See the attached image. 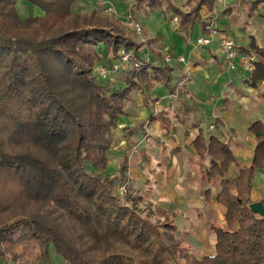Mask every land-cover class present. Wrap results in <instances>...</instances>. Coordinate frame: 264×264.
I'll list each match as a JSON object with an SVG mask.
<instances>
[{"label": "trees", "instance_id": "16d2710c", "mask_svg": "<svg viewBox=\"0 0 264 264\" xmlns=\"http://www.w3.org/2000/svg\"><path fill=\"white\" fill-rule=\"evenodd\" d=\"M18 1L0 0V259L51 264L52 246L68 264H264V213L250 209L255 172L264 168V123L248 128L256 142L248 166L239 167L217 137L206 143L199 132L193 140L198 156L210 160L204 177L217 182L216 201L226 209V228H214V252L199 257L176 239L173 215L142 207L141 198L119 197L117 181L86 169V163L105 169L117 118L133 92L145 101L170 82L168 64L157 66L139 52L145 45L160 56L159 39L137 43L119 19L97 9L74 12L79 0H23L43 12L26 19L18 16ZM131 1L136 8L162 6ZM215 6L216 0H186L165 11L185 32L194 25L205 31L203 11ZM259 8L264 17V0L250 2L249 17ZM249 47L257 56L249 78L254 87L264 81V47L252 38ZM119 48L140 65L113 90L93 69L104 50ZM232 164L237 173L229 177Z\"/></svg>", "mask_w": 264, "mask_h": 264}, {"label": "crops", "instance_id": "0c3cea01", "mask_svg": "<svg viewBox=\"0 0 264 264\" xmlns=\"http://www.w3.org/2000/svg\"><path fill=\"white\" fill-rule=\"evenodd\" d=\"M20 5L27 12L23 17L19 14ZM76 5L111 6L120 18L130 16L140 23L145 20L144 35L149 39L157 37L161 47L160 56L146 48L142 57L157 66L167 65L165 56L172 57L168 63L172 68L168 85H157L145 101L140 92L134 91L125 102L124 113L117 118L114 141L106 150L105 169L99 170L90 163H86V169L127 184L125 198H141L142 205L148 201L173 215L176 239L199 257L211 255L216 240L214 228L217 224V228H226V209L216 201L217 182H208L204 177L210 160L198 156L193 140L199 132L206 143L209 137H217L227 144L239 167L250 164L256 142L248 128L257 121L264 123V85L259 80L251 86L250 74L227 66L221 38H231L244 53L250 51L251 38L264 47L263 10L259 8L249 17L247 6L240 0H221L214 10L203 11L206 30L198 25L189 36L169 21L165 8L163 20L155 29H148L153 10L135 8L131 0H79ZM16 10L21 19L43 15L42 10L24 1L16 3ZM201 37L210 38V42L198 44ZM153 50L157 48L153 46ZM101 58L105 66L116 61L115 54L105 50ZM126 71H119L113 90L124 87ZM212 122L214 128L210 129ZM124 158L127 168L122 171ZM236 173L237 167L230 165L228 176ZM255 185H264V168L255 172L252 203L264 199V190L260 186L255 189ZM0 264L6 263L0 259Z\"/></svg>", "mask_w": 264, "mask_h": 264}, {"label": "built area", "instance_id": "2783aa9c", "mask_svg": "<svg viewBox=\"0 0 264 264\" xmlns=\"http://www.w3.org/2000/svg\"><path fill=\"white\" fill-rule=\"evenodd\" d=\"M185 2L186 0H182ZM221 0H216V4L220 3ZM102 12L104 14H108L114 17H118L116 11L111 7H103ZM122 19L125 27L130 29L134 34L141 35L143 32L142 25L139 21L131 18L130 16H126ZM170 22L172 24H178V19L176 16H172L170 18ZM210 42V38H198L197 43L206 45ZM221 47L224 54L225 62L230 69H239L244 73L251 74L254 70V63L257 60V56L254 53L248 52L244 53L239 51V49L235 46L233 40L229 37L221 38ZM132 53L125 48H119L116 53V62L111 63L110 66H105L103 64H99L95 67V74L101 80H105L108 82V85L115 84V76L118 72L122 69L127 70L130 67L137 68L139 67L140 63L138 61L132 60ZM172 60L171 56H166L164 61L170 63ZM178 61H183L182 58H178ZM264 85V81L260 82ZM210 129L214 128V122L209 125ZM115 190L120 195L125 194L127 192L126 184L116 182L115 183Z\"/></svg>", "mask_w": 264, "mask_h": 264}, {"label": "rangeland", "instance_id": "374dc122", "mask_svg": "<svg viewBox=\"0 0 264 264\" xmlns=\"http://www.w3.org/2000/svg\"><path fill=\"white\" fill-rule=\"evenodd\" d=\"M20 2H22L23 0H19ZM87 1V0H86ZM169 1L170 0H161V2H162V6H161V9H158V8H156V9H154L153 10V12H154V15L152 16V20L151 21H149L148 23H147V26L146 27H148V29H155L156 28V26H157V24H158V21H161V20H163V16H164V9L163 8H165V9H167V6H168V4H169ZM171 1H173L174 2V5H182L183 4V1L182 0H171ZM252 1H254V0H248V1H244V2H241L242 4H243V6L245 7V6H248L249 4H250V2H252ZM25 2V1H24ZM27 3V2H26ZM28 5H30L29 3H27ZM111 7V6H110ZM72 8H73V11L74 12H76V13H79V14H81V13H89L92 9H97V10H100L101 12H102V8L103 7H101V8H87V6L86 5H82L81 7H79L78 5H74V6H72ZM111 8H113V7H111ZM136 8V7H135ZM241 8V7H240ZM114 9V8H113ZM115 10V9H114ZM135 10V9H134ZM116 11V10H115ZM116 13H117V11H116ZM255 13H257V11L255 12ZM19 14L21 15V17H23V16H25V15H27V12H26V9L24 8V7H22L21 5L19 6ZM19 14H18V16H19ZM102 14L103 15H105V16H107V17H111V18H116V19H119L120 18V15L117 13V16L118 17H114V16H111V15H108V14H104L103 12H102ZM170 14V17H169V21H170V18H171V15H172V13H169ZM34 17V16H33ZM19 18H20V16H19ZM131 18H133V19H135L134 17H131ZM121 22H122V25L124 26V28L128 31V32H130L131 34H132V36L134 37V40L137 42V43H142V42H144V40L147 38L144 34V30H143V32H142V34L141 35H136V34H134L130 29H128L127 27H125V25H124V23H123V21H122V19H119ZM136 20V19H135ZM145 22V20H141V25H145L146 23H144ZM196 26H198V25H194L193 26V28L194 27H196ZM145 27V26H144ZM143 28V27H142ZM192 28V29H193ZM188 35L189 36H191V35H193V34H191V30L190 31H188ZM196 37V36H195ZM257 38H258V36H257ZM148 39V38H147ZM249 43V42H248ZM148 49V50H151L150 48H148V47H146L145 45H143V46H141V48H140V53H141V56H143V55H145V53H146V51L147 50H145V49ZM116 55V54H115ZM145 57V56H144ZM166 57V56H165ZM164 57V58H165ZM172 58V57H171ZM164 60V59H163ZM116 62V61H115ZM165 62V61H164ZM167 63V62H166ZM168 64V63H167ZM97 66V65H96ZM130 68H128L127 70H129ZM93 72H94V74H95V69H93ZM119 73V72H118ZM119 75H121V74H119ZM118 74L115 76V79H114V81H115V83H117L118 81ZM121 183V182H120ZM263 184V183H262ZM261 188H260V190L261 189H263L264 190V185H259ZM259 186L257 185H255V189H256V187L257 188H259ZM126 189H127V192H128V188H127V184H126ZM116 191V190H115ZM118 194V193H117ZM126 195V193L125 194H118V196L119 197H121V198H123L124 196ZM145 203H148V204H143L142 205V207H144V206H152V205H155V206H157L156 204H151V203H149L148 201H145ZM216 227H218V224L216 225ZM49 259L50 260H52V262H53V264H62V262H64L63 261V259L61 258V256H59V255H57L55 252H54V249H53V247L52 246H50V249H49ZM64 264H68V263H66V262H64Z\"/></svg>", "mask_w": 264, "mask_h": 264}, {"label": "water", "instance_id": "95a60500", "mask_svg": "<svg viewBox=\"0 0 264 264\" xmlns=\"http://www.w3.org/2000/svg\"><path fill=\"white\" fill-rule=\"evenodd\" d=\"M250 209L253 210L254 212L260 214V215H262L264 213L260 202L252 203L250 205Z\"/></svg>", "mask_w": 264, "mask_h": 264}]
</instances>
